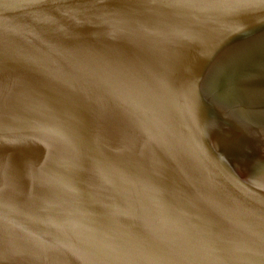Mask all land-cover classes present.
I'll return each instance as SVG.
<instances>
[{
	"label": "water",
	"instance_id": "water-1",
	"mask_svg": "<svg viewBox=\"0 0 264 264\" xmlns=\"http://www.w3.org/2000/svg\"><path fill=\"white\" fill-rule=\"evenodd\" d=\"M0 264H264V0H0Z\"/></svg>",
	"mask_w": 264,
	"mask_h": 264
}]
</instances>
